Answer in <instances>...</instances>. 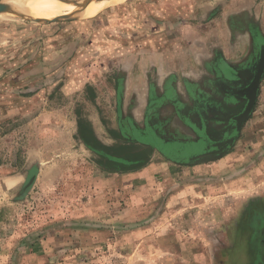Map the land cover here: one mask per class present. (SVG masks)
Listing matches in <instances>:
<instances>
[{
  "label": "crops",
  "instance_id": "crops-1",
  "mask_svg": "<svg viewBox=\"0 0 264 264\" xmlns=\"http://www.w3.org/2000/svg\"><path fill=\"white\" fill-rule=\"evenodd\" d=\"M137 7L129 24H144L147 32L114 56L115 126L107 139L112 146L122 137L149 154L139 168L107 174L125 180L132 191L144 188L151 175L175 176L165 181L174 207L162 230L149 228L148 235L159 239L146 245L142 232L149 255L142 264H246L248 237L259 236L256 253H264V71L253 110L231 145L212 160L188 163V158L211 155L205 139L222 133L246 101L264 53V0H143ZM89 120L101 146L108 145L99 117ZM8 240L0 229V264H55L48 241L16 252Z\"/></svg>",
  "mask_w": 264,
  "mask_h": 264
},
{
  "label": "rangeland",
  "instance_id": "rangeland-1",
  "mask_svg": "<svg viewBox=\"0 0 264 264\" xmlns=\"http://www.w3.org/2000/svg\"><path fill=\"white\" fill-rule=\"evenodd\" d=\"M134 1L140 0H112L87 18L0 14V229L16 252L44 240L54 245L55 264H142L149 258L142 232L146 245L159 239L149 228L164 227L174 207L165 181L175 176L151 175L132 191L107 174L139 168L149 154L122 137L112 146L107 139L115 126L114 56L147 32L144 24H129L143 2ZM96 116L108 145L94 133L89 118ZM248 239L246 264H264V253H256L259 236Z\"/></svg>",
  "mask_w": 264,
  "mask_h": 264
},
{
  "label": "bare ground",
  "instance_id": "bare-ground-1",
  "mask_svg": "<svg viewBox=\"0 0 264 264\" xmlns=\"http://www.w3.org/2000/svg\"><path fill=\"white\" fill-rule=\"evenodd\" d=\"M111 1L92 0L89 3H84L82 0H6L4 4L7 6V10L0 14H4L1 17L10 13L11 18L30 17L40 21L59 16L87 18L92 16L97 9L105 6L104 3H112Z\"/></svg>",
  "mask_w": 264,
  "mask_h": 264
},
{
  "label": "water",
  "instance_id": "water-1",
  "mask_svg": "<svg viewBox=\"0 0 264 264\" xmlns=\"http://www.w3.org/2000/svg\"><path fill=\"white\" fill-rule=\"evenodd\" d=\"M84 3H89L91 2L92 0H82ZM7 10V6H5V4L3 2H0V13L1 12H5ZM57 18H69L67 16H59V17H56V18H53L51 20H55ZM36 20H39V19H36ZM50 20V19H48ZM264 71V53L262 54L259 62H258V67H257V71L255 73V76L254 78L252 79L251 83L249 84L248 88H247V91H246V104H245V107H244V110L242 111V113L238 116L237 118V126H236V130H239L241 124L243 123L244 120H246L251 111L253 110V107H254V103H255V100H256V96H257V88H258V84H259V81L261 79V76H262V73ZM233 138L232 137L231 139H228L226 140L228 143H227V147H229L231 145V142L233 141ZM224 151H221L219 152L218 154H211V155H202V156H198V157H190L188 158V163H199V162H205V161H208V160H212V159H215L216 157H218L219 155L223 154ZM172 160L176 161L177 162V159L175 158H172ZM31 182V179L29 180V183Z\"/></svg>",
  "mask_w": 264,
  "mask_h": 264
},
{
  "label": "flooded vegetation",
  "instance_id": "flooded-vegetation-1",
  "mask_svg": "<svg viewBox=\"0 0 264 264\" xmlns=\"http://www.w3.org/2000/svg\"><path fill=\"white\" fill-rule=\"evenodd\" d=\"M246 101L243 104V107L239 110L238 114L236 115L237 118L244 110ZM230 110H229L230 113H235L237 111V110H234V108H231ZM237 118H234V116H233V119L231 118V124L228 125V127L224 129V131L226 130L225 134L223 131L222 133H219V135L215 139H213V137L209 138L208 140L205 139L206 145L209 147L208 151L206 152L207 154L219 153L223 151L225 148H227L228 142L226 140H228L229 138H232L236 134ZM165 152L168 153L169 152L168 149ZM185 154L186 153L183 152L182 154H177L176 157L181 158V157H184Z\"/></svg>",
  "mask_w": 264,
  "mask_h": 264
},
{
  "label": "trees",
  "instance_id": "trees-1",
  "mask_svg": "<svg viewBox=\"0 0 264 264\" xmlns=\"http://www.w3.org/2000/svg\"><path fill=\"white\" fill-rule=\"evenodd\" d=\"M114 155H117V154H114ZM119 158V160L118 159H116L117 161H120V162H125V161H129V160H127V158L125 159V158H123V157H118Z\"/></svg>",
  "mask_w": 264,
  "mask_h": 264
}]
</instances>
